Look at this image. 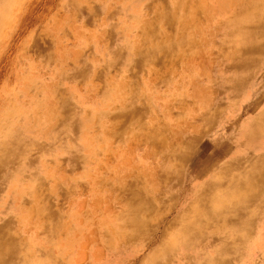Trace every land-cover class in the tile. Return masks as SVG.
Here are the masks:
<instances>
[{
    "label": "rangeland",
    "instance_id": "rangeland-1",
    "mask_svg": "<svg viewBox=\"0 0 264 264\" xmlns=\"http://www.w3.org/2000/svg\"><path fill=\"white\" fill-rule=\"evenodd\" d=\"M261 124L264 0H0V264H201L186 193Z\"/></svg>",
    "mask_w": 264,
    "mask_h": 264
},
{
    "label": "bare ground",
    "instance_id": "bare-ground-1",
    "mask_svg": "<svg viewBox=\"0 0 264 264\" xmlns=\"http://www.w3.org/2000/svg\"><path fill=\"white\" fill-rule=\"evenodd\" d=\"M259 128H261L264 133L262 124ZM259 135L260 134L255 135L252 132L251 135L249 133V138L255 136V139L252 140H256L263 137ZM207 151H209V149H207ZM214 153V157H216L218 152L216 151ZM168 155L170 156V158L167 156L169 161L178 158L171 157L172 155L170 154ZM235 155L239 156L240 154L238 153ZM212 160L204 165L199 163L200 160H198L194 163L195 166L192 168L191 172L204 173L205 169L211 165ZM239 161L240 160H235V158H232L231 161H225L223 168L225 172L218 171V175H215L217 172L213 173L212 176L209 175L204 181H201L197 189H195V187L190 188L186 193L190 197L185 201L186 204L189 202L187 208L183 210L176 219V230L179 231L175 236L174 242L178 241V243H182V246L187 247L190 250H187L189 255L190 253L195 254V251H191L192 247H195V245L201 241L206 242L203 249L204 251L199 253L200 255L197 254L201 259V264H224L227 260L230 262V256H232L233 259V256L237 254V248L235 249L234 247L235 243L239 242L237 239L243 236L247 239L254 233L253 229L249 228V226H251L252 219H258L256 216L261 214L259 212L262 206L261 204L264 201V158L260 156L256 157L255 155L250 156L245 162ZM239 164L242 165L241 170L243 173L241 175L233 174L231 170L234 166ZM227 172H230V175H228ZM166 174H168V172ZM226 175H228L229 178ZM219 176L223 179L220 180L218 178ZM228 189L231 192H228ZM216 208H220L218 213L209 212V209L216 210ZM201 219H205V222L213 223L212 229H201V224H199ZM194 220L198 223L194 224ZM170 227V224L165 226L163 232L165 230L168 231ZM0 231H3V229H0ZM164 238H162L161 243ZM258 241H260L259 237L254 240L255 243L253 242L252 248L259 246ZM209 243L212 244L211 251L207 249ZM175 246V250L172 248V252H168L169 255L177 254V252L174 251L177 250L178 245ZM164 248L167 249L166 247ZM8 257L10 258L13 256L8 255L7 258ZM223 259L225 261H222ZM237 260L239 259L237 258Z\"/></svg>",
    "mask_w": 264,
    "mask_h": 264
},
{
    "label": "crops",
    "instance_id": "crops-1",
    "mask_svg": "<svg viewBox=\"0 0 264 264\" xmlns=\"http://www.w3.org/2000/svg\"><path fill=\"white\" fill-rule=\"evenodd\" d=\"M262 138L256 139L255 141L248 140L247 145V154L253 155L256 157H264V133L261 134ZM262 144V145H261ZM259 153V154H258ZM262 153V154H261ZM260 218L257 219L255 223L252 225L254 226L255 230L258 228V235H250L246 239L247 248H246V255L244 260L241 264H264V205L261 210ZM251 226V227H252ZM259 237V246L250 250V245L254 242L255 238Z\"/></svg>",
    "mask_w": 264,
    "mask_h": 264
}]
</instances>
